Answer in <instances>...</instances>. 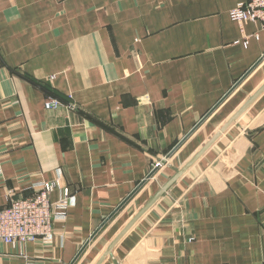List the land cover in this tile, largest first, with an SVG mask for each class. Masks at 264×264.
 I'll return each instance as SVG.
<instances>
[{
	"label": "crops",
	"instance_id": "0c3cea01",
	"mask_svg": "<svg viewBox=\"0 0 264 264\" xmlns=\"http://www.w3.org/2000/svg\"><path fill=\"white\" fill-rule=\"evenodd\" d=\"M242 1L0 0V208L73 194L53 243L0 240V264H264V28Z\"/></svg>",
	"mask_w": 264,
	"mask_h": 264
},
{
	"label": "built area",
	"instance_id": "2783aa9c",
	"mask_svg": "<svg viewBox=\"0 0 264 264\" xmlns=\"http://www.w3.org/2000/svg\"><path fill=\"white\" fill-rule=\"evenodd\" d=\"M238 22L259 23L264 28V0H244L229 12ZM62 102L51 96L46 102L48 109H58ZM162 162L153 164L152 171L159 169ZM151 171V172H152ZM61 175V170H58ZM56 181H41L33 196L18 198L0 208V240L10 244H23L41 240L51 244L55 239L54 223L65 220L67 210L72 205L73 194L68 188L57 201L51 200Z\"/></svg>",
	"mask_w": 264,
	"mask_h": 264
},
{
	"label": "water",
	"instance_id": "95a60500",
	"mask_svg": "<svg viewBox=\"0 0 264 264\" xmlns=\"http://www.w3.org/2000/svg\"><path fill=\"white\" fill-rule=\"evenodd\" d=\"M249 74V73H248ZM247 75H245L232 89H231V91H229V93L227 94V95H225V97L222 99V101L210 112V113H208L205 117H203V119L175 146V148L171 151V154H173L184 142H185V140H187L194 132H195V130L209 117V115L224 101V99H226L227 97H228V95L242 82V80L246 77ZM264 89V87L261 89V90H263ZM261 90L255 95V96H253L251 99H250V101H248L246 104H245V106L240 110V111H238V113L232 118V120L230 121V122H232V121H234L247 107H248V105L255 99V97L261 92ZM217 137H219V134L218 135H216V137L215 138H217ZM211 143H209L202 151H200V153L192 160V162H191V164L200 156V155H202L204 152H205V150L207 149V147L210 145ZM190 164V165H191ZM157 169H155V170H153L152 172H151V174L149 175V177H151L154 173H155V171H156ZM181 173H183V171H181V172H179V174L175 177V178H178L180 175H181ZM176 179H173L169 184H168V186L166 187V188H168L169 187V185L173 182V181H175ZM146 181H147V179H146ZM145 183V180L142 182V183H140V185L135 189V191L130 195V197L132 196V195H134L141 187H142V185ZM165 188V189H166ZM129 197V198H130ZM128 198V199H129ZM126 201H127V199H126ZM121 207H119L110 217H109V219L111 218V217H113V215L120 209ZM139 216L140 215H138L136 218H135V220H134V222L139 218ZM134 222H132L130 225H129V227H131V225L134 223ZM129 227H127V229L126 230H128L129 229ZM117 241H118V239H117ZM87 246V243H86V245L84 246V248ZM83 250V249H82ZM76 260V259H75ZM75 260L72 262V263H70V264H74L75 263Z\"/></svg>",
	"mask_w": 264,
	"mask_h": 264
},
{
	"label": "rangeland",
	"instance_id": "374dc122",
	"mask_svg": "<svg viewBox=\"0 0 264 264\" xmlns=\"http://www.w3.org/2000/svg\"><path fill=\"white\" fill-rule=\"evenodd\" d=\"M60 100V99H59ZM62 102V101H61ZM62 104H63V102H62Z\"/></svg>",
	"mask_w": 264,
	"mask_h": 264
}]
</instances>
